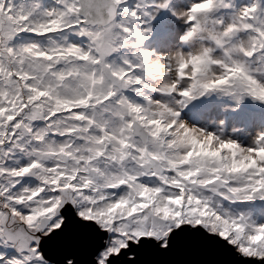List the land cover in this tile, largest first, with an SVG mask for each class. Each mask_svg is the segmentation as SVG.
Masks as SVG:
<instances>
[{
  "label": "snow or ice",
  "instance_id": "6c2138e0",
  "mask_svg": "<svg viewBox=\"0 0 264 264\" xmlns=\"http://www.w3.org/2000/svg\"><path fill=\"white\" fill-rule=\"evenodd\" d=\"M0 264H264V0H0Z\"/></svg>",
  "mask_w": 264,
  "mask_h": 264
}]
</instances>
